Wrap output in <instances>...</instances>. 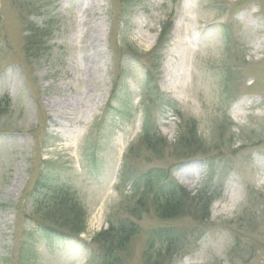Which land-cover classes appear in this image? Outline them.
I'll return each instance as SVG.
<instances>
[{"label": "rangeland", "instance_id": "rangeland-1", "mask_svg": "<svg viewBox=\"0 0 264 264\" xmlns=\"http://www.w3.org/2000/svg\"><path fill=\"white\" fill-rule=\"evenodd\" d=\"M186 2L0 0V264H87L119 223L138 231L111 264H264V0H192L196 45L218 48L194 57L191 86L175 93ZM148 72L176 109L145 100ZM145 109L170 145L161 159L142 136ZM186 124L206 155L184 162L173 146ZM97 141L91 175L85 148ZM131 148L129 166L170 170L158 183L187 197L209 188L210 218L198 223L183 198L173 207L124 185ZM61 183L71 191L57 206ZM44 226L81 233L54 248L40 238Z\"/></svg>", "mask_w": 264, "mask_h": 264}, {"label": "trees", "instance_id": "trees-1", "mask_svg": "<svg viewBox=\"0 0 264 264\" xmlns=\"http://www.w3.org/2000/svg\"><path fill=\"white\" fill-rule=\"evenodd\" d=\"M56 1V0H54ZM54 2H49L44 6L47 7L49 5H53ZM159 66V63L154 64L155 69ZM142 95L146 101L149 102V105L153 108L159 107V109L163 107L175 108L177 103L173 101L171 98L166 97L158 87L156 83V78L152 76L150 72L147 74V79H145L141 85ZM146 111V122L143 125V138L145 144L148 146L152 155H155L156 159H161L163 151L166 147H169V143L161 138V134L158 131L157 127H153L150 122V117L148 113V109ZM115 114H119L124 116L123 106L122 109L115 108ZM201 143L198 141L197 132L193 128L191 124H186L185 132L182 137L179 138L176 146H173L175 149V154L173 159H177L178 161H191L201 158V156L206 155L204 153V145H200ZM100 142H95L90 146L85 148L86 153V167L88 172L91 175H96L100 171V160L98 159V153L100 151ZM133 148L130 149L129 154L125 157V165L123 170L121 171L120 180L125 185L127 182L131 181L133 189L136 191H141L144 194L149 193L152 195L154 201L171 202L173 207L181 203V199H185L188 202V209L191 210L190 213H193L194 219L198 221V223H205V220L210 218V207L215 200L214 193L209 188H204L199 190L197 193L192 196L187 197L186 190L181 187H177L176 184H173V181H169L167 183H158L161 180H170L169 175L170 170L161 168V167H150L147 169L133 168L129 166L128 159L132 157ZM166 158V157H165ZM209 160V159H208ZM211 161V160H210ZM209 161V179L213 178L215 173L214 170V162ZM43 182V181H42ZM42 182H39L38 185H41ZM37 185V186H38ZM71 191V187L67 186L64 183H61V186L55 188L52 191L53 201H55L56 205L61 204L63 206V199L66 195H69ZM187 197V198H186ZM181 205V212L185 206ZM118 233L114 239H108V242L100 241L99 244L94 246L97 248V255L92 257L87 264H111V257H113L114 252L117 248H124L126 245V240L131 234L137 230V226L131 224H118ZM114 228V227H113ZM75 232H80L79 228H73L72 232H67V230L61 228H53V227H43V231H41L40 238H42L45 242L49 243L51 247L54 248H68L67 246H60V241L63 240V237L66 239L70 238H78L79 234ZM165 235L166 240L169 242L173 241L172 237H178L176 234H161V236ZM192 235L189 232V236ZM58 238V239H56ZM198 238L191 241V244H196L198 242ZM63 244V242H62ZM64 245V244H63ZM102 248V249H100ZM106 248H113L112 250H106ZM115 250V251H114ZM112 252V255L110 253Z\"/></svg>", "mask_w": 264, "mask_h": 264}, {"label": "bare ground", "instance_id": "bare-ground-1", "mask_svg": "<svg viewBox=\"0 0 264 264\" xmlns=\"http://www.w3.org/2000/svg\"><path fill=\"white\" fill-rule=\"evenodd\" d=\"M185 9V21L183 25H181V31L182 36L180 38L179 43L183 47L182 55L180 56V59L182 60L183 67L181 68V83L180 86H173V90L175 93L176 89L180 87L182 91H186L191 86V76L193 74V59L195 56H206L212 57L214 53L217 51L218 46L215 44V41L213 39L206 40L201 45H196L197 36L196 32L198 29V26L194 25V19L196 16H198V7L193 5L192 0H187V2L184 4ZM210 26H218V23L215 22ZM87 67H84V70H87ZM70 85H64L63 88L67 89ZM181 98V96H179ZM69 115V113H68ZM72 115V114H71ZM70 115V117H71ZM72 118V117H71Z\"/></svg>", "mask_w": 264, "mask_h": 264}]
</instances>
